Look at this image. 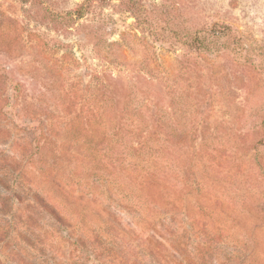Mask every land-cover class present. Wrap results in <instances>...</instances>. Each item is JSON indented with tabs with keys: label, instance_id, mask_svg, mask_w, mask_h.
<instances>
[{
	"label": "rangeland",
	"instance_id": "374dc122",
	"mask_svg": "<svg viewBox=\"0 0 264 264\" xmlns=\"http://www.w3.org/2000/svg\"><path fill=\"white\" fill-rule=\"evenodd\" d=\"M95 255L264 264V0H0V264Z\"/></svg>",
	"mask_w": 264,
	"mask_h": 264
},
{
	"label": "trees",
	"instance_id": "16d2710c",
	"mask_svg": "<svg viewBox=\"0 0 264 264\" xmlns=\"http://www.w3.org/2000/svg\"><path fill=\"white\" fill-rule=\"evenodd\" d=\"M38 204H40V206H41V208L43 210H45V211L50 210V208L48 206H46L43 202H38ZM51 216L55 220V223H56L57 227L59 228V231L57 230V228H55V230L57 232H59L60 235H62L65 232H67V228L68 227H66L67 225L65 223H63V220L61 218H59L57 214L52 213ZM29 220L30 219L28 217V219L26 220V222L23 223L24 224V227L28 225ZM27 228H28L27 229V232H28L30 228H29V226H27ZM104 259H106V257H104ZM94 260L97 261L98 264H106V262H104L105 260L102 261V256L101 255H95L94 256ZM23 261H25V259ZM127 264H137V262H135V261H133V262L128 261Z\"/></svg>",
	"mask_w": 264,
	"mask_h": 264
}]
</instances>
